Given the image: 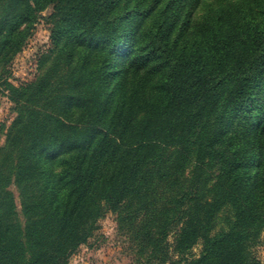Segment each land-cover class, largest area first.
<instances>
[{"label":"trees","instance_id":"1","mask_svg":"<svg viewBox=\"0 0 264 264\" xmlns=\"http://www.w3.org/2000/svg\"><path fill=\"white\" fill-rule=\"evenodd\" d=\"M2 96L0 264H68L106 214L137 264H264V0H0Z\"/></svg>","mask_w":264,"mask_h":264},{"label":"rangeland","instance_id":"2","mask_svg":"<svg viewBox=\"0 0 264 264\" xmlns=\"http://www.w3.org/2000/svg\"><path fill=\"white\" fill-rule=\"evenodd\" d=\"M51 13V7L40 13L41 17L34 25L30 38L21 52L11 62L8 81L14 86L28 83L40 73L39 62L51 47L49 37L50 25L47 22ZM13 118V105L6 96H2L0 98L1 144ZM11 190L18 202L14 187H11ZM99 227V236L95 243L91 247L84 246L78 249L68 264H137L129 243L118 230L114 214H106L100 220ZM169 241L172 242V237L169 238ZM260 241V244L253 249V253L257 259L264 263V232L261 235ZM200 250L201 245H197L192 250V254L197 256Z\"/></svg>","mask_w":264,"mask_h":264}]
</instances>
